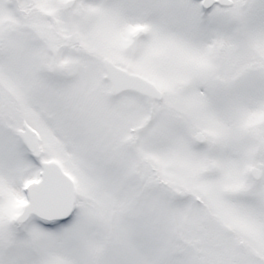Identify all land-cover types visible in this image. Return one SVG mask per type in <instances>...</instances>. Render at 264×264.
<instances>
[{
	"label": "snow or ice",
	"instance_id": "snow-or-ice-1",
	"mask_svg": "<svg viewBox=\"0 0 264 264\" xmlns=\"http://www.w3.org/2000/svg\"><path fill=\"white\" fill-rule=\"evenodd\" d=\"M0 264H264V0H0Z\"/></svg>",
	"mask_w": 264,
	"mask_h": 264
}]
</instances>
